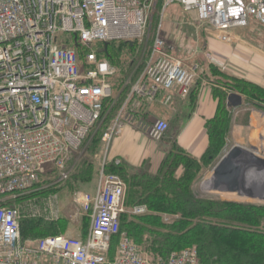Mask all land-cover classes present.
<instances>
[{
    "label": "built area",
    "instance_id": "built-area-1",
    "mask_svg": "<svg viewBox=\"0 0 264 264\" xmlns=\"http://www.w3.org/2000/svg\"><path fill=\"white\" fill-rule=\"evenodd\" d=\"M173 5L228 45L252 22L264 28V0H0V264H204L194 248L157 260L142 253L122 224L150 210L126 205L125 181L106 172L110 163L122 162L107 155L95 192L75 193V220L87 221L85 235L68 232L33 244L22 239L31 200L70 179L76 156L116 106L114 46L130 45L141 55L130 63L134 76L120 93L129 91L101 139L106 150L128 106L168 107L190 96L197 68L187 67L161 36ZM155 15L158 30L144 47ZM127 120L154 141L170 129L164 120H137L133 111ZM60 215L47 210L39 217L55 222Z\"/></svg>",
    "mask_w": 264,
    "mask_h": 264
},
{
    "label": "trees",
    "instance_id": "trees-1",
    "mask_svg": "<svg viewBox=\"0 0 264 264\" xmlns=\"http://www.w3.org/2000/svg\"><path fill=\"white\" fill-rule=\"evenodd\" d=\"M124 51L129 55L134 53L130 45L124 44L114 46L112 51L114 66L121 71L115 82L118 92L131 76L126 74L128 70H124V66L115 63V59L123 55ZM129 68L133 71V66L129 65ZM213 70L217 72L214 75L218 78L214 94L219 99V107L217 115L206 124L209 148L200 160L182 149L174 148L158 173L133 172L126 164L116 165L114 162L107 165L106 172L117 174L125 181L128 207L147 205L152 212L129 221L125 218L123 221L122 230L127 232L136 245L161 257L193 246L204 264H264V206L227 205L218 200L202 198L194 192V185L204 173L212 170L224 156L234 115L227 103L228 95H247L251 107L264 113V87L224 74L218 68ZM128 91L125 87L119 93L122 97L121 106ZM198 91L199 84L191 93L194 102ZM115 112L104 123L106 128L104 125L94 136L92 154L100 148L103 134L116 116ZM180 170L183 171L181 176L178 175ZM93 175L94 168L89 159H85L65 184H70L74 178L90 183ZM167 214L179 218L164 223L162 215ZM238 220L246 222H235ZM85 224L87 229V221ZM65 230L66 223L62 220L51 225L33 220H24L22 223V231L29 234V237L39 233L43 237L60 235Z\"/></svg>",
    "mask_w": 264,
    "mask_h": 264
},
{
    "label": "rangeland",
    "instance_id": "rangeland-1",
    "mask_svg": "<svg viewBox=\"0 0 264 264\" xmlns=\"http://www.w3.org/2000/svg\"><path fill=\"white\" fill-rule=\"evenodd\" d=\"M191 17L192 16L190 14H186L179 5L171 6L168 9L166 16L164 18L161 36L169 45L174 46L176 48L175 51H177L179 55L186 57L189 61L191 60L194 62L195 60V63L193 64H196L198 62L203 63V61L206 63H209L210 57L212 55L209 53L203 54L201 52V48L204 45V42L206 39H209V38L213 39V37L215 38V36L213 35V32L209 27L200 25L198 23L196 19V15L192 17L193 19ZM159 19L160 17H158L157 15L153 17L150 33L147 39L143 41L144 47L145 46L148 47L149 45H151L154 35L156 34L158 27H159ZM237 34L240 36V38L238 39L239 44L238 45L235 44V47L237 48L235 49L236 51H233L232 54L234 58L235 57L240 58L239 60L240 62L238 61L240 64L242 65L249 64L250 57L252 54H254V52H258L260 55L264 56L263 55L264 54V28L263 27H260L255 22H252L247 28L237 30ZM227 52L229 54L230 50H228ZM140 55H141V52H140ZM140 55L137 52H134L133 55H129L125 53L124 51L123 55H121L118 59H115L116 60L115 63L117 65L121 64L122 66H124V70L125 69L128 70V73L126 74H130L131 76H134L132 69L130 71L129 65L130 63L134 61V56H137V59H135V61L136 63H138L139 62L138 59ZM219 60L222 65H226V62H224L222 57H220ZM235 61L237 62V60L232 58L228 67H230V65L231 66L234 65ZM211 68L213 69L216 67L211 66ZM230 69H234L233 66ZM118 70H119V74H118V77H119V75H121V71L120 69ZM222 72L224 74L229 73V72L225 73L223 70ZM215 73L217 72L213 70L212 75H214ZM119 93H120V90L119 92L118 91L116 92L117 101H116V106L113 108L112 112L113 111L115 112V110L117 111L114 114H116L119 111L118 109H120L119 107H121V103H122V97L119 96ZM241 96L243 97L244 105L243 104L242 105L244 107L237 114L236 112L233 113L234 115H233L232 126L227 135V141H226L227 145H226V150L224 152V155L227 152H229L233 147L239 146L238 144H241L240 147L244 149H247L250 151L252 150L251 133H250V114H251V111H257V110L253 109L251 107V104L247 102L249 96L247 95L246 96L241 95ZM116 107L118 109H115ZM258 112L264 115L263 112L261 111H258ZM104 125L106 128V124H103L101 127H103ZM105 128H103V130ZM263 138L264 136L262 138H259V147L257 148V152H259V155L256 152V155L261 160H264V139ZM100 143H101V146L100 148H98L96 153L92 154L93 148L91 146L93 143H91L90 145H88L87 147L83 149L80 155L76 156V159L74 162L75 169L73 170V172L76 170L77 167H79V165L81 164L83 160L89 159V162L94 168L93 180L90 183H86V182H80L79 179L76 180L74 178V180L70 184H64V185L61 184L59 185L60 187L58 186L55 187V189L52 192L46 191L43 196L32 199L31 201L32 203H34V209L32 211L33 213H31L32 215L30 216L32 218H29L27 220H33L36 222H40L43 224H50V225L59 223L62 220L63 222L66 223V230L62 234H66L68 232L70 233L74 232L79 235L82 234V236L85 235L87 231L85 220H82V219L75 220L77 208H76V205L74 204V198H75L76 192L82 191V192L93 193L96 189L98 172L100 170V166L103 160L105 159V154H106L105 146H102V141ZM215 167L212 170L205 172L203 177L194 185L195 194H197L198 196L202 198H206L208 200H213V201L218 200L227 205L228 204L241 205V206L247 205V206H254V207L264 206V204H260L259 202L251 201V200L249 201L246 199V197H243V196H235V197H229V198L224 197L219 193H215L216 191L212 190V187H211L212 185H210V187L207 189V187H205V184L207 186L208 182L209 181L211 182ZM182 173H183L182 170L178 171L179 176H181ZM52 189L53 188H51L50 190ZM47 210L52 211V212L54 211L59 212L61 214L59 220L52 222V221L46 220L45 218L39 217L40 215H44L45 213H47ZM151 213L152 212L150 211L149 214ZM35 216L37 217L33 218ZM162 216H163L164 223H170L176 220L177 218H179V216H174V215H169V214L162 215ZM138 217H141V216H138ZM133 218H136V217L131 216V215L126 216V219L128 221ZM166 219H168V221ZM235 222L243 224L246 221L238 220ZM124 232L126 231L124 230ZM42 238H44L42 236V233L33 234L31 237H29V234L24 233L22 231V239L24 243L33 244ZM244 242H246V239H244ZM226 245H229V243H227ZM138 247L140 248L142 253L145 254L146 257L152 260H157L159 258H167L171 253L175 252L173 251L169 253L166 257H161V256H155L154 254L147 251L146 248L144 247H140V246ZM191 248L195 249V247L193 246Z\"/></svg>",
    "mask_w": 264,
    "mask_h": 264
},
{
    "label": "crops",
    "instance_id": "crops-1",
    "mask_svg": "<svg viewBox=\"0 0 264 264\" xmlns=\"http://www.w3.org/2000/svg\"><path fill=\"white\" fill-rule=\"evenodd\" d=\"M191 16L193 17L194 15ZM235 36L237 39L240 38L237 31ZM235 44L238 45L239 41ZM235 44L222 43L216 37L206 39L201 52L212 55L210 60L208 59L209 63L204 61L199 63L197 61L198 63L193 64L195 63L194 59H192L194 62L189 61L175 51V56L182 60L187 67L197 68V81L194 88L199 84V91L195 102L190 94L185 100L177 97L168 107L161 102L149 103L145 101L136 103L134 106H132L133 104L128 106L121 118L118 119V134L113 135L107 146L105 155H107L108 160H120L135 172L151 174L161 169L174 147L182 149L193 158L200 160L209 148L206 124L217 115L219 107V99L214 94L218 78L212 75L213 69L211 66L218 68L219 71L229 72L227 73L228 75L245 79L264 87V56L254 52L250 57V63L242 65L239 63L240 58H234L232 54L237 48ZM228 50H230L229 54ZM220 57L223 58L227 66L221 64ZM232 58L237 60L232 65L234 69H230L231 65L228 67ZM243 105L237 109L231 107L229 109L237 114L244 107ZM132 111L137 120L143 119L146 122L155 120L167 121L170 125L169 131L161 141L152 140L136 122L132 123L127 120L128 114ZM115 121H112L111 126L114 125ZM250 133L251 148L256 153L259 147V138L264 136V115L258 111H251ZM238 145L241 146V144ZM257 154L259 155V152Z\"/></svg>",
    "mask_w": 264,
    "mask_h": 264
},
{
    "label": "water",
    "instance_id": "water-1",
    "mask_svg": "<svg viewBox=\"0 0 264 264\" xmlns=\"http://www.w3.org/2000/svg\"><path fill=\"white\" fill-rule=\"evenodd\" d=\"M227 102L229 107L237 109L242 106L243 98L236 93H231ZM252 167L258 171L259 175H262L264 160L259 159L253 150L235 146L217 164L213 171L212 180L207 185H212L213 191L236 193L244 181L245 173ZM205 187H207L206 184Z\"/></svg>",
    "mask_w": 264,
    "mask_h": 264
},
{
    "label": "bare ground",
    "instance_id": "bare-ground-1",
    "mask_svg": "<svg viewBox=\"0 0 264 264\" xmlns=\"http://www.w3.org/2000/svg\"><path fill=\"white\" fill-rule=\"evenodd\" d=\"M258 171L255 168H249L244 176V181L239 187L238 192L236 193H226V191H216L224 197H235L243 196L247 200L256 201L260 204H264V172L262 175L257 173ZM263 177V178H261ZM210 187L207 185V188Z\"/></svg>",
    "mask_w": 264,
    "mask_h": 264
}]
</instances>
